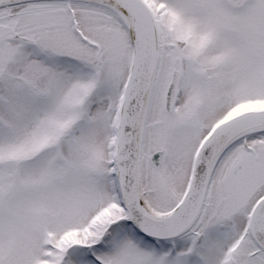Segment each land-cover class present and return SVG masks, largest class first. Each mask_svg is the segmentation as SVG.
<instances>
[{
  "label": "snow or ice",
  "instance_id": "6c2138e0",
  "mask_svg": "<svg viewBox=\"0 0 264 264\" xmlns=\"http://www.w3.org/2000/svg\"><path fill=\"white\" fill-rule=\"evenodd\" d=\"M0 264H264V0H0Z\"/></svg>",
  "mask_w": 264,
  "mask_h": 264
}]
</instances>
